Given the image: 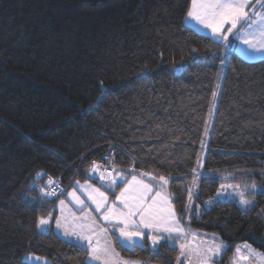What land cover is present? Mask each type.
Returning <instances> with one entry per match:
<instances>
[{
  "label": "trees",
  "instance_id": "obj_1",
  "mask_svg": "<svg viewBox=\"0 0 264 264\" xmlns=\"http://www.w3.org/2000/svg\"><path fill=\"white\" fill-rule=\"evenodd\" d=\"M190 3L0 0V264H32L28 252L91 264L86 246L37 225L77 181L99 184L88 164L110 147L126 179H169L180 220L225 244L215 264L245 243L264 252V192L249 193L247 210L217 196L226 171L264 189V57L230 51L203 169L193 172L226 45L186 23ZM49 176L64 194L43 195ZM111 236L123 258L177 264L176 245L129 250Z\"/></svg>",
  "mask_w": 264,
  "mask_h": 264
},
{
  "label": "snow or ice",
  "instance_id": "obj_2",
  "mask_svg": "<svg viewBox=\"0 0 264 264\" xmlns=\"http://www.w3.org/2000/svg\"><path fill=\"white\" fill-rule=\"evenodd\" d=\"M186 20L192 19L197 24L206 29H211L213 37L218 41L228 42L232 36L246 47L242 49L245 55L255 56L264 55V0H191L190 6L185 17ZM227 26V27H226ZM195 52V50H193ZM223 63V61H221ZM216 93H213L215 97ZM200 162L198 161V164ZM94 171H99L95 162L92 164ZM135 172V168H132ZM195 172V169H193ZM139 176L151 177V173H140ZM153 184L146 183L144 179L138 178V175H131V179L118 172L115 177L109 174L106 176L100 173V179L107 183L109 190L118 187L123 183L124 187L119 194L115 195V200L109 203L108 196L99 188H95L87 183L79 185L86 193V199L95 207L89 210L85 200L80 199L76 190L68 192L72 202L81 212L80 216L69 209V216L72 219L71 227L61 223V218H57L58 228H64L65 236L77 237V242L87 241L89 257L92 261H101L103 264H113V257L118 256L112 251L111 244L105 240L101 245V238L107 237L109 230L101 227L92 216V211L101 215L102 220L112 226L113 231H118V239L121 246L129 250L144 247V240L147 232V239L151 241L154 249H158L162 242L168 243L169 247H175L172 243L176 237H183L185 242L179 244L180 255L177 257V264H183L181 257L188 259V264H192V257L196 264H212L215 256L220 255L225 248L223 242L213 241L209 243L204 240L196 242V234L192 233V240H188V233L177 217L174 206L171 202L170 194L167 192L168 179L164 176L151 177ZM54 181L49 178L48 184L52 185ZM226 186L221 185L218 196L221 195ZM239 189V185H228ZM259 187L255 182L246 185V189L256 190ZM45 196H55L56 191L41 189ZM264 194V193H262ZM231 195V193H229ZM239 203L245 208L254 206L255 200L248 199L243 191L239 192ZM192 193L189 191V199ZM61 212L67 208L65 200H60ZM213 200L206 201L211 205ZM187 210H191L186 206ZM199 213L200 209H195ZM51 213L48 218L41 217L38 221V227H43L49 223ZM67 221L68 217H63ZM155 233V234H153ZM173 234H176L174 236ZM95 238V244L93 239ZM246 250V251H245ZM40 259V258H36ZM264 264V253H258L250 245H237L235 247L232 264ZM47 264V261H45ZM115 264H143L141 261L116 260Z\"/></svg>",
  "mask_w": 264,
  "mask_h": 264
},
{
  "label": "rangeland",
  "instance_id": "obj_3",
  "mask_svg": "<svg viewBox=\"0 0 264 264\" xmlns=\"http://www.w3.org/2000/svg\"><path fill=\"white\" fill-rule=\"evenodd\" d=\"M186 23L188 25H191L193 26L194 28H196L197 30L213 37L212 33H211V29H206L204 28L202 25H199L197 24L194 20L192 19H188L186 20ZM227 27V26H226ZM214 39H216L215 37H213ZM217 40V39H216ZM222 43H224L226 45V48H225V51H224V54H223V57H222V60L223 63H220V67H219V70H218V74H217V78H216V84H215V97L213 96L212 97V101H211V104H210V108H209V111H208V116H207V121H206V127H205V130H204V135H203V138H202V142H201V148H200V153H199V157H198V161L200 162L198 164V161H197V167H196V173L203 169V161H204V156H205V153L208 149V137H209V134H210V131H211V127L213 125V121H214V118H215V115H216V110H217V104H218V99H219V94H220V90H221V87L223 85V81H224V77H225V71H226V68H227V64H228V59H229V53L232 49H236V51H240V53L246 57L248 60H257V59H260V58H263L264 55H261V54H257L255 56H247L244 54V52L242 51L243 48H245L246 46L241 44L238 40L234 39L232 36L229 37V41L228 42H224V41H220ZM89 174L96 178L98 181H99V184H96V188H99L102 192H105L106 193V182L105 181H102L100 179V172L99 171H94L93 169L92 170H89ZM116 172L111 174V176L115 177L116 176ZM223 174L224 175V179L227 181V184L228 185H239L240 188L239 189H235V188H232V187H228L227 189H225L223 191V193L221 195H217L219 198H222V199H225V200H232L234 202H236L243 210H247L249 209L251 206H248L247 208H245V206L241 205L239 203V200H240V196H239V192L240 191H243L245 196L248 198V199H251L249 197V193L250 192H264L263 190V186L257 182H255L257 185H259V187L256 189V190H252V189H246L245 186L246 185H250L251 183H253V181H242V182H238V181H233L230 177L232 174V172H224ZM108 176V175H106ZM197 179H195V183L194 185L192 186V198L190 200V202H193V199H194V194H193V190L195 192V189H196V181ZM85 184V181L82 182V181H79V185H83ZM88 184V183H87ZM79 185L77 184L76 186V193L80 196H83L85 199H86V193H84V191L79 187ZM92 185V184H91ZM93 186V185H92ZM73 191V188L69 190V192ZM114 191V189L112 190ZM220 192V190L218 191ZM229 193H231V195H229ZM218 194V193H217ZM108 195H110L108 193ZM87 200V199H86ZM56 210H57V206L55 207V210H53L51 212V218L49 219L50 221H53L54 220V216H55V213H56ZM61 218L63 216L62 212L60 214ZM45 218H48V214L47 216H44ZM66 217V215H65ZM41 218V217H40ZM62 222L65 226L67 225H70L71 221L67 219V221H65L64 219H62ZM52 225V224H51ZM50 225L49 228L47 227H39L40 230L42 231H49L51 230L52 226ZM206 234H217L215 232H207V231H202ZM219 236V235H218ZM109 237L110 239L112 240V236L111 234L109 233ZM113 241V240H112ZM120 241V240H119ZM80 242V241H79ZM82 243H86L87 241H81ZM88 247V246H87ZM253 248V247H252ZM255 249V248H254ZM258 250V249H256ZM258 252H261V253H264L260 250H258ZM40 258V259H36V258ZM24 258L29 261L30 263L32 264H45V262H42V261H47V264H50V261L46 258V257H42V256H39V255H36L34 253H25L24 255ZM123 258V257H121ZM30 259V260H29ZM42 260V261H41ZM122 260H132V261H141V260H137V259H128V258H123ZM88 261L89 262H93L94 264H103V260L101 261H92L90 260V257H88ZM143 262V264H158V263H153V262H149V261H141ZM148 262V263H146ZM229 262V261H228ZM113 264H115V261H113Z\"/></svg>",
  "mask_w": 264,
  "mask_h": 264
},
{
  "label": "crops",
  "instance_id": "obj_4",
  "mask_svg": "<svg viewBox=\"0 0 264 264\" xmlns=\"http://www.w3.org/2000/svg\"><path fill=\"white\" fill-rule=\"evenodd\" d=\"M237 53H238L239 55H241L243 58L247 59L246 57H244V56L240 53V51L237 50ZM247 60H248V59H247ZM115 172H116V173H118V172L122 173V171H121L120 169H118L117 167H115V171H114V173H115ZM122 174H123V173H122ZM123 175H124V174H123ZM133 175H138V178H140V179H144L146 183L153 184V186L155 187V184H154V182H153V180H152V178H151V177H154V176L151 175V177H144V176H139V174H133ZM156 178L158 179L159 177H156ZM128 179H131V176H130ZM166 179H168V178H166ZM85 183H88L89 185L92 184L93 187L96 186L95 183L90 182V181H85ZM119 184H120V183H119ZM94 185H95V186H94ZM76 186H77V183H76ZM76 186L73 187V189H76ZM123 187H124V184H123V186L121 187V189H122ZM166 187H167V192L170 194L171 202H172V204H173L172 193H171L170 188H169V179H168V185H167ZM95 188H96V187H95ZM121 189H120V190H121ZM112 190H113V189H112ZM120 190L117 192V195L119 194ZM108 191H110V190L108 189V187H107V183H106V194H107V196H108L109 203H111L112 201L115 200V198L112 199V198L110 197V195H108V193H109ZM68 192H69V191H68ZM68 192L66 193V195H65L64 197H61L60 199H58V201H57V203H56L57 210H56V213H55V216H54V220H53V221H50V220H49V223H48L47 225H45L44 227L49 228L50 225L52 224V225H51V226H52L51 229H53L55 232H57L58 234H60L61 236H63L65 239H67V240H69V241H72V242H75V243H78V244H81V245H84V246L87 247V246H88V242H86V243H82L81 241H80V242H77V237H75V236H65V235H64V228H63V227L58 228L57 225H56V220H57V218H61V216H60V214H61V207H60V203H59L60 200H65L66 205H67V208L64 210V212H63V216H62V218H61V223H62V224H63L62 219H63V217H65V215H66V217H68V220L71 221L70 225H67V227H71V225H72V219H71V216H69V209L71 210V212L75 213L76 216H80V215H81V212L77 210V207L74 205V202H72L71 197L68 196ZM77 195H78V194H77ZM78 196H80V195H78ZM80 199L85 200V204L87 205V207H88L89 210L94 209L95 206H94L93 204H91L90 201L86 200L83 196H80ZM173 206H174V204H173ZM174 209H175V206H174ZM175 212H176V210H175ZM91 214H92V216L95 218V220L97 221V223H99V224L101 225V227H106V228H108L110 234H111L112 232H115L116 235H117V237H118V231H113V230H112V226L109 225L107 222L103 221L101 215L97 214L95 211H92ZM176 215H177V213H176ZM177 217H178V215H177ZM178 218H179V217H178ZM39 219H40V218H39ZM39 219H38V221H39ZM180 223L184 226L185 231L188 233V237H187L188 240H192L193 237H192L191 234H192V233H195V234H196V238H195L196 242H198V241H200V240H204V241H207V242H209V243H212L213 241H215V242H217V243L223 242L222 239L220 238V236H218L217 234H206V233H204V232H202V231H200V230H195V229L191 228L189 225H187L186 223H183L181 220H180ZM38 228H39V227H38ZM42 230H44V229H42ZM45 231H46V230H45ZM153 234H155V233H153ZM173 235L176 236V234H173ZM105 240H107V241L110 242V244H111V248H112V251H113L115 254H118L117 251L115 250L114 246H113V241L110 239L109 234H108L107 237H102V238H101V245H103V244L105 243ZM145 240H147V242H148V243L150 244V246L152 247V245H151V241L147 239V232H146ZM145 240H144V241H145ZM184 242H185L184 238H183V237H178V236L176 237V239H174V240L172 241V243L178 247V256L180 255V251H181L180 248H179V244H180V243H184ZM93 244H95V238L93 239ZM223 244H224V243H223ZM224 245H225V244H224ZM243 245H244V244H242V245H240V246H243ZM87 248H88V247H87ZM224 249H225V248H224ZM253 249H254V248H253ZM255 250H256V249H255ZM245 251H246V250H245ZM223 252H224V250L222 251V253H221L220 255H217V256L214 257V259H213V261H212V264H215L214 261H215L216 259L220 258L221 255L223 254ZM234 252H235V250H234ZM234 252L228 257V260H227V263H228V264H232V258H233V256H234ZM256 252H258V250H256ZM258 253H261V252H258ZM122 259H123V258H121V256H120L119 254H118V256H114V257H113V261H116V260H122ZM191 259H192V264H196V262H195V258L192 257ZM29 260H30V259H29ZM181 260L183 261V264H188V259H187V258H185V257H181ZM41 261H42V260H41ZM228 261H229V262H228ZM42 262H45V261H42ZM90 263H91V264H94L93 262H90ZM146 263H148V262H146ZM253 264H255V261H253Z\"/></svg>",
  "mask_w": 264,
  "mask_h": 264
},
{
  "label": "built area",
  "instance_id": "obj_5",
  "mask_svg": "<svg viewBox=\"0 0 264 264\" xmlns=\"http://www.w3.org/2000/svg\"><path fill=\"white\" fill-rule=\"evenodd\" d=\"M115 156H116V151L114 148L110 147L107 149L106 152H104V154L100 157L97 158L95 160H92L89 164H88V169L92 170V164L93 162L96 163V165L99 168V172H103L105 175H109V174H113L115 171V167H116V161H115ZM135 168L134 164H131L129 167V171L132 172V168ZM136 172V169H135ZM132 172V173H135ZM49 178H52V180L54 181V183L52 185L48 184V188L46 190L51 191L52 189H55L56 191V195L55 196H59L65 193V188L62 185L59 177L57 176H49ZM48 178V181H49ZM221 185L227 186L226 184H220V188ZM226 188V187H225ZM51 197V196H48Z\"/></svg>",
  "mask_w": 264,
  "mask_h": 264
}]
</instances>
